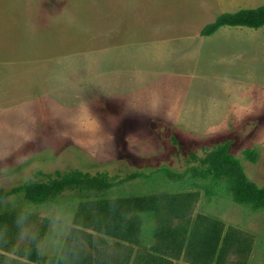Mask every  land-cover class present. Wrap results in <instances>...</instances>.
<instances>
[{"label":"rangeland","instance_id":"374dc122","mask_svg":"<svg viewBox=\"0 0 264 264\" xmlns=\"http://www.w3.org/2000/svg\"><path fill=\"white\" fill-rule=\"evenodd\" d=\"M262 5L0 0V188L80 170L140 174L105 197L192 189L164 170L180 173L189 152L201 156L224 140L247 177L264 186V26L200 34L218 14ZM81 201L66 191L55 203L31 205L19 194L0 199V214L31 215L18 243L46 223L40 254L58 256ZM197 213L251 234L248 264H264V210L201 189Z\"/></svg>","mask_w":264,"mask_h":264},{"label":"trees","instance_id":"16d2710c","mask_svg":"<svg viewBox=\"0 0 264 264\" xmlns=\"http://www.w3.org/2000/svg\"><path fill=\"white\" fill-rule=\"evenodd\" d=\"M223 26H264V5L218 14L203 26L200 34L210 36ZM231 145L232 140H224L201 156L189 152L187 165L180 173L164 170L169 180L180 181L183 186L189 184L192 189L105 197L108 190L140 174L118 179L107 173L80 170H56L43 174L41 180L0 188V199L20 194L31 205L55 203L66 191L82 200L73 219L75 227L69 231L58 256L40 254L46 223L31 230L24 243H18L31 215L24 210L1 213L0 264H184L178 262L180 259L188 264H248L254 244L251 234L234 226L226 227L217 217L194 215L201 189L208 198L220 191L236 204L264 210V186L247 177ZM244 157L256 162L251 150H245ZM144 223L148 226L143 236ZM107 238L115 241L110 244Z\"/></svg>","mask_w":264,"mask_h":264},{"label":"crops","instance_id":"0c3cea01","mask_svg":"<svg viewBox=\"0 0 264 264\" xmlns=\"http://www.w3.org/2000/svg\"><path fill=\"white\" fill-rule=\"evenodd\" d=\"M256 8V7H255ZM240 10V9H239ZM238 11V10H237ZM235 12V11H234Z\"/></svg>","mask_w":264,"mask_h":264}]
</instances>
